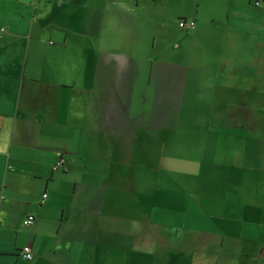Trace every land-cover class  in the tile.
<instances>
[{"label":"crops","instance_id":"0c3cea01","mask_svg":"<svg viewBox=\"0 0 264 264\" xmlns=\"http://www.w3.org/2000/svg\"><path fill=\"white\" fill-rule=\"evenodd\" d=\"M258 1L190 3L181 21L196 25L183 27L208 36L215 69L202 55L185 58L184 72L155 68L132 110L139 75L118 67L113 80L106 66L135 58L117 49L128 38L106 35L121 30L131 0H0V264H264ZM203 89L225 94L223 108L195 106L208 118L186 120L192 138L154 170L151 147L169 140L157 133L178 137L184 97ZM59 153L66 163L55 169ZM125 221L143 226L129 249ZM28 244L32 261L19 256Z\"/></svg>","mask_w":264,"mask_h":264},{"label":"rangeland","instance_id":"374dc122","mask_svg":"<svg viewBox=\"0 0 264 264\" xmlns=\"http://www.w3.org/2000/svg\"><path fill=\"white\" fill-rule=\"evenodd\" d=\"M193 2L194 0H141L140 4L133 8L131 0V16L123 18L122 21L117 20L121 24V30L115 31L114 33L112 31L106 32V35H119L121 39L123 38L122 40L128 38V40L122 42L121 46H118L117 49L127 53H135V58H132L133 62L130 59L119 57L120 63H106V66L110 69V75L113 80L115 78L114 75L118 74V67L124 68L123 72H126L127 69H131L134 73L139 75V78L136 80V90L138 94L131 104L132 110L133 108L135 109L136 106H142L139 94L148 91L146 77L151 71L155 70V68L172 73L184 72L186 70L185 58L189 59L194 55H202L205 61L203 65V67H205L204 70L210 72L215 69L216 63H211L210 59L213 50L210 48L209 44L204 41L208 36H197V34H194L192 31L184 29L182 25V15L184 13L188 16L189 13H192V9H188L187 6ZM125 22L131 24L135 31L130 30L131 32H128L129 28L127 26L123 27V23ZM154 90L155 87L151 85V93H149V105L151 107ZM203 90L204 93L202 94L187 95L184 97L182 110L180 112L181 115L179 117L181 121L179 124H181V127L177 128L179 130L178 137L169 135L167 131L157 133L158 136H163L164 139L169 138V140L166 145L160 141L153 143L151 152L153 154L154 170L158 172L165 171L168 167H165L163 164L162 157L164 155L170 156L172 150H177V152L182 151L184 149V139L192 138L193 128L191 131L184 129L185 123H189L186 120L194 123L196 119H193L198 116L199 119L208 118L207 113L202 109H196L199 111H194L195 106L208 104L214 109L223 108L226 102L225 94L221 92L214 94L211 90ZM222 116L223 110H214V114L212 115L213 119L221 118ZM108 139L107 137L106 140ZM105 144V150L108 152L111 146L110 140L106 141ZM171 165L172 162L170 161V166ZM178 168H180L179 164ZM170 170L175 171L172 166ZM89 194L92 195V197H102V194L98 191L89 192ZM93 219L94 216L92 215L89 220ZM121 226V247H127L129 249L130 247L137 246V241L134 239L133 234L143 231V226L136 225L134 221L122 222ZM91 241L92 240L89 238V242Z\"/></svg>","mask_w":264,"mask_h":264},{"label":"built area","instance_id":"2783aa9c","mask_svg":"<svg viewBox=\"0 0 264 264\" xmlns=\"http://www.w3.org/2000/svg\"><path fill=\"white\" fill-rule=\"evenodd\" d=\"M258 2H259V4H261L262 6H264V0H259ZM182 25L184 27L186 26V28L190 29V28H194L195 25H196V23L194 21H191V22H185V24L182 23ZM7 30H8V28H7V26L5 25V23L3 22V20H2V18L0 16V38L7 32ZM58 157L59 158H58L57 164L55 165V169H59V168L64 167V165L66 163V159L64 158V156H63L62 153H59L58 154ZM46 197H47V194L44 195V198H46ZM35 219L36 218L33 215L28 216V218H26L24 220V224L26 226H30V225L34 224ZM19 256L22 259H25L27 261H32L34 259V257H35V253L33 251L32 246L29 245V244L23 246L22 251L19 252Z\"/></svg>","mask_w":264,"mask_h":264},{"label":"bare ground","instance_id":"6f19581e","mask_svg":"<svg viewBox=\"0 0 264 264\" xmlns=\"http://www.w3.org/2000/svg\"><path fill=\"white\" fill-rule=\"evenodd\" d=\"M21 251H22V249H21Z\"/></svg>","mask_w":264,"mask_h":264}]
</instances>
